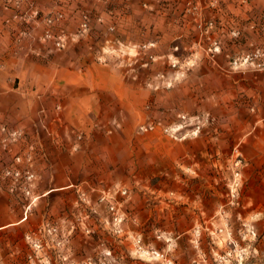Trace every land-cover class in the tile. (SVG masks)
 <instances>
[{"label": "rangeland", "instance_id": "1", "mask_svg": "<svg viewBox=\"0 0 264 264\" xmlns=\"http://www.w3.org/2000/svg\"><path fill=\"white\" fill-rule=\"evenodd\" d=\"M0 6L42 70L28 92L61 82L98 101L63 119L68 145L0 115L4 138L27 142L0 157V264H264V157L241 142L264 133V0ZM52 98L28 116L51 137Z\"/></svg>", "mask_w": 264, "mask_h": 264}, {"label": "crops", "instance_id": "2", "mask_svg": "<svg viewBox=\"0 0 264 264\" xmlns=\"http://www.w3.org/2000/svg\"><path fill=\"white\" fill-rule=\"evenodd\" d=\"M13 43L14 39L7 36V30L0 23V57L3 60V67L0 68V115L4 117V122L12 127V129H26L30 130V132L36 131L38 133L36 138L43 146L52 142H56L55 144L61 142L63 145H68L72 139L66 131L69 125L64 120H80L90 106H95V103L97 104L98 101H95V97L91 95L93 91L80 88L74 90L64 84L62 85L60 82V85L53 88L54 93H46L47 91H45L40 97L37 96V92H28L26 78L28 76L38 77L42 70L36 68L27 69L25 51L17 52V49H13ZM64 78V76L59 77L60 80ZM97 92L99 93V91ZM53 94L63 99L62 103L65 112L57 114L58 119L55 120L56 132L51 137L34 120L35 124L33 126L32 120L28 116H36L38 109L42 105H46L49 109L53 108V105L56 103L54 102V98H52ZM1 124L0 122V126ZM62 128L63 130H61ZM42 132L46 133V135ZM241 142L242 151L248 157H264V133L259 132L254 135L250 133ZM61 150L57 147L53 152L57 153L58 156L69 157L67 154L62 153ZM26 151V140L13 142L9 138H4L0 130V157H10L11 154H25ZM67 162H69V158H67ZM61 166V168H67L68 163L65 161L64 165Z\"/></svg>", "mask_w": 264, "mask_h": 264}]
</instances>
